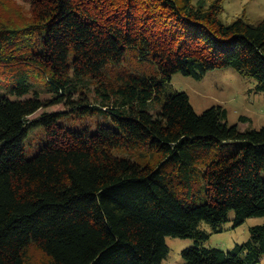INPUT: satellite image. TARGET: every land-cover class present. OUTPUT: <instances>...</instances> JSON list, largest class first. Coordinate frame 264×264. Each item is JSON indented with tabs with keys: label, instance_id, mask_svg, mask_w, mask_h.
Segmentation results:
<instances>
[{
	"label": "trees",
	"instance_id": "obj_1",
	"mask_svg": "<svg viewBox=\"0 0 264 264\" xmlns=\"http://www.w3.org/2000/svg\"><path fill=\"white\" fill-rule=\"evenodd\" d=\"M15 1L0 0V85L16 96L0 98V264H162L168 236L195 241L181 264L260 262L264 220L230 250L206 247L202 223L264 219V125L199 113L168 83L235 68L264 92V18L224 22L226 0H24L28 19ZM78 110L114 125L59 123ZM37 126L47 141L27 158Z\"/></svg>",
	"mask_w": 264,
	"mask_h": 264
},
{
	"label": "rangeland",
	"instance_id": "obj_2",
	"mask_svg": "<svg viewBox=\"0 0 264 264\" xmlns=\"http://www.w3.org/2000/svg\"><path fill=\"white\" fill-rule=\"evenodd\" d=\"M14 8L28 19L31 16L30 4L24 0H16ZM245 15L247 18L257 21L264 18V0H226L222 19L224 22H231L234 18ZM38 83L46 85V79L39 78ZM169 89L173 91H185L190 96L194 109L202 113L207 108L221 105L228 111L227 121L229 125L238 124L241 130L249 128H260L264 125V92L256 89L257 81L248 76L242 75L235 68H217L208 71L201 78L178 72L172 76ZM36 87V86H35ZM35 87L25 97H34ZM3 95L15 99L5 86L0 85V98ZM47 91H41L40 97L51 98ZM78 97V95H77ZM76 98V97H75ZM92 99L89 102H92ZM64 104L52 105L42 108L29 116L30 120L38 118L45 111L65 109ZM248 120H242V117ZM59 123L72 129H80L90 126L95 129L100 123L114 125L110 115L98 112L93 115H84L79 110L71 112L59 120ZM47 141L46 132L42 126L34 127L26 139L27 158L36 155L40 148ZM1 150V147H0ZM116 154H126L125 151L115 150ZM130 155V154H126ZM135 158V157H134ZM262 217H250L242 225L234 227V214H231L229 221L223 223L222 231L216 232L213 226L207 222L202 227L210 233L209 239L205 242L208 248L232 249L236 244H242L250 238V228L253 225L263 222ZM170 247L169 254L162 264H181L183 262L182 252L184 249L194 246L193 238L167 237ZM35 258H42L38 251H34ZM257 264H264V256Z\"/></svg>",
	"mask_w": 264,
	"mask_h": 264
}]
</instances>
